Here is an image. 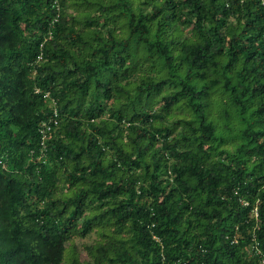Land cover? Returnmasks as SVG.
Wrapping results in <instances>:
<instances>
[{"label":"trees","instance_id":"1","mask_svg":"<svg viewBox=\"0 0 264 264\" xmlns=\"http://www.w3.org/2000/svg\"><path fill=\"white\" fill-rule=\"evenodd\" d=\"M263 33L260 0H0V264H264Z\"/></svg>","mask_w":264,"mask_h":264},{"label":"built area","instance_id":"2","mask_svg":"<svg viewBox=\"0 0 264 264\" xmlns=\"http://www.w3.org/2000/svg\"><path fill=\"white\" fill-rule=\"evenodd\" d=\"M260 2H261V5H263L264 7V0H260ZM262 36L264 38V33L262 34ZM50 121H52L53 123H56V120L54 118H51ZM50 121L42 124V127L40 129V132L42 133V139L45 137V132L49 131L51 128ZM262 262L264 263V256L262 257Z\"/></svg>","mask_w":264,"mask_h":264}]
</instances>
